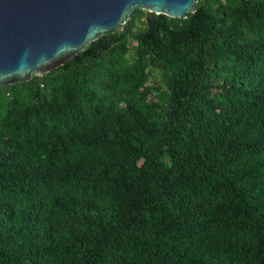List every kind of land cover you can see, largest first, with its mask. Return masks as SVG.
I'll return each mask as SVG.
<instances>
[{
	"label": "trees",
	"instance_id": "16d2710c",
	"mask_svg": "<svg viewBox=\"0 0 264 264\" xmlns=\"http://www.w3.org/2000/svg\"><path fill=\"white\" fill-rule=\"evenodd\" d=\"M194 10L0 88V264H264V0Z\"/></svg>",
	"mask_w": 264,
	"mask_h": 264
},
{
	"label": "water",
	"instance_id": "95a60500",
	"mask_svg": "<svg viewBox=\"0 0 264 264\" xmlns=\"http://www.w3.org/2000/svg\"><path fill=\"white\" fill-rule=\"evenodd\" d=\"M197 1L0 0V88L48 73L136 10L180 19Z\"/></svg>",
	"mask_w": 264,
	"mask_h": 264
}]
</instances>
